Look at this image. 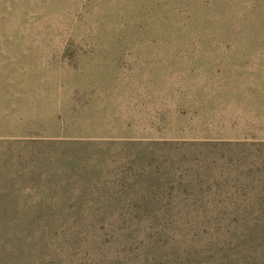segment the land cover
Listing matches in <instances>:
<instances>
[{"label":"rangeland","instance_id":"obj_1","mask_svg":"<svg viewBox=\"0 0 264 264\" xmlns=\"http://www.w3.org/2000/svg\"><path fill=\"white\" fill-rule=\"evenodd\" d=\"M101 206L264 228V0H0V264L43 259L15 224Z\"/></svg>","mask_w":264,"mask_h":264},{"label":"trees","instance_id":"obj_2","mask_svg":"<svg viewBox=\"0 0 264 264\" xmlns=\"http://www.w3.org/2000/svg\"><path fill=\"white\" fill-rule=\"evenodd\" d=\"M88 168L79 170L82 181L90 177ZM117 211L126 214L128 210L104 211L101 206L91 214L104 219L89 220L92 222L26 221L14 227L40 239L43 259L30 264H46L44 260L52 250L51 243L60 244V241L63 247L72 250L71 264H97L99 259H108L109 264H118V261L120 264H248L255 247H261L263 242L262 239L258 242L254 234L263 232L264 228L255 223L227 219L234 214V210L228 208L211 210L198 206L181 212L172 208H139V216L135 219L110 220L121 216L120 212L115 214ZM240 212L236 210L235 213L239 215ZM176 214L195 219H176ZM129 215L134 212L130 211ZM213 215L217 220L200 219ZM145 216L147 219H143ZM116 245H119L121 256L116 255Z\"/></svg>","mask_w":264,"mask_h":264}]
</instances>
